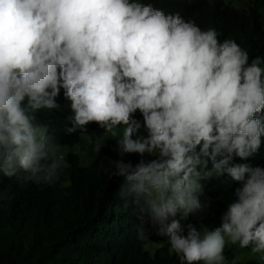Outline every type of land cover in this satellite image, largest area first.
I'll return each mask as SVG.
<instances>
[{
	"label": "trees",
	"instance_id": "obj_1",
	"mask_svg": "<svg viewBox=\"0 0 264 264\" xmlns=\"http://www.w3.org/2000/svg\"><path fill=\"white\" fill-rule=\"evenodd\" d=\"M263 9L264 0H0V264H206L169 245L199 225L263 217ZM221 58L246 64L240 84L218 87ZM214 88L216 112L193 140L175 141L176 120ZM114 125L129 136L103 141ZM82 133L99 139L94 163L74 153L62 163L53 149ZM236 165L224 217L214 185ZM192 175L187 217L142 201L157 177L183 185ZM215 244L226 264L233 253Z\"/></svg>",
	"mask_w": 264,
	"mask_h": 264
},
{
	"label": "rangeland",
	"instance_id": "obj_2",
	"mask_svg": "<svg viewBox=\"0 0 264 264\" xmlns=\"http://www.w3.org/2000/svg\"><path fill=\"white\" fill-rule=\"evenodd\" d=\"M264 11V9H263ZM1 18V12H0ZM246 64L241 62L239 65L226 63L223 58L216 61L214 65L213 78L219 81L221 77L223 83L218 87L227 86L228 84L238 85L241 82L240 70ZM218 90L214 88L206 101L195 111L186 112L176 120V127L182 131V136L175 141H191L196 137V130L202 121L208 120L216 112L215 95ZM233 114V113H232ZM41 136L44 135L45 129H38ZM130 131L124 125L111 126L102 136L103 141L113 139L119 141L129 136ZM148 134L147 128H141L138 135L135 136L137 142H141ZM100 150L98 138H92L87 133H82L80 140L74 145L57 146L53 152L60 156L62 163H66V157L71 154H78L82 166H91ZM148 154H167V149L146 148ZM243 167L240 165L228 168L225 171L227 177L217 176L214 185V196L222 205V213L227 217L232 211V186L239 180ZM222 173V171H220ZM260 184L251 183L244 195ZM199 183L195 175L183 185H175L172 179L157 177L152 183L150 196L142 198V201L148 206L161 214H179L184 217L189 215L190 202L189 193L197 191ZM198 235L187 243L169 245L171 254L180 251L186 255L199 253L201 260L206 264H216V258L219 255V248L215 241L223 240L233 257L226 264H237L238 262L254 261L255 264H264V216L260 219H236L233 223L225 227L218 228L216 231L208 230L204 225L196 228ZM179 233H177L178 235ZM149 244L148 250L152 252L153 246Z\"/></svg>",
	"mask_w": 264,
	"mask_h": 264
}]
</instances>
